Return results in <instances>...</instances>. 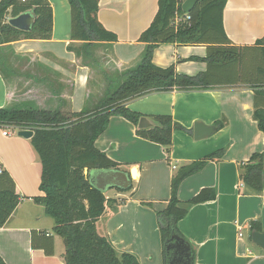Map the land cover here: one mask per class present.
Listing matches in <instances>:
<instances>
[{
  "label": "crops",
  "instance_id": "1",
  "mask_svg": "<svg viewBox=\"0 0 264 264\" xmlns=\"http://www.w3.org/2000/svg\"><path fill=\"white\" fill-rule=\"evenodd\" d=\"M47 2L53 16L51 39L19 40L6 47L11 52L9 65L15 73L20 70L18 76L0 72V108L28 105L64 114L92 113L105 97V77L140 62L145 45L137 41L155 16L158 0H100L98 21L118 41L94 45L88 50L91 59L85 60L83 44L71 41L68 1ZM223 29L234 47H254L264 37V0H227ZM258 52L246 51L247 72L255 74L256 62L261 60ZM206 54V46L161 45L152 63L194 76L206 71L207 65L191 58L203 59ZM246 77L255 79L251 74ZM253 83L150 93L127 102V108L143 116H170L191 131L174 130L167 148L137 136V126L125 119L111 117L95 141V147L118 165L93 177V184L103 189L108 201L96 222L98 235L107 237L118 253L135 255L139 264H162L155 212L167 206L173 178L190 164L225 149L220 160L206 162L199 173L181 182L177 198L187 214L177 229L195 247L193 264H264V252L250 239L251 223L264 233V188L255 195L240 179L250 157L264 153V134L253 119ZM197 121L225 126L215 128L207 139L194 141ZM0 168L11 177L20 196L17 208L0 228L1 259L5 264H64V245L53 232V221L33 200L44 194L39 190L41 166L29 140L4 137L0 132ZM125 185L132 187L129 192L117 190ZM203 189H213L215 199L188 204ZM49 246L52 256L44 254Z\"/></svg>",
  "mask_w": 264,
  "mask_h": 264
},
{
  "label": "trees",
  "instance_id": "2",
  "mask_svg": "<svg viewBox=\"0 0 264 264\" xmlns=\"http://www.w3.org/2000/svg\"><path fill=\"white\" fill-rule=\"evenodd\" d=\"M70 7L71 41L84 46L83 59H91L89 49L96 44L116 43L117 36L107 31L98 21L100 0H67ZM185 0H158V7L150 25L139 36L145 45L140 62L133 68L117 73L108 83L105 97L94 112L64 114L58 110L44 111L28 105L0 108V128L14 126L33 131L29 140L41 166L39 190L43 197L34 198L44 213L53 221V232L64 245V264H139L130 253H118L107 237L99 236L96 222L104 214L108 203L104 191L93 184V177L101 172L116 170L117 164L95 147V141L106 129L111 117H120L137 126L143 116L126 107L127 102L150 93L171 91H206L214 86L251 84L254 88L253 119L264 134V37L251 48L234 47L223 29V11L227 0H199L190 13L184 14ZM23 13L34 17L30 31L22 32L8 24V20ZM177 21H180L176 23ZM53 28L52 10L47 0H0V72L8 73L9 56L6 47L19 40H49ZM161 45L206 46L203 59L191 58L207 65L206 71L194 76L175 72L172 66L160 68L152 63L154 51ZM248 49H258L255 74L246 71ZM245 74V76H244ZM247 74L255 76L246 77ZM248 78V79H247ZM263 80V81H262ZM261 81V82H260ZM249 82V83H248ZM161 128L137 130V136L169 147L172 132L182 130L170 116H155ZM216 122L217 130L224 127ZM225 149H220L194 162L173 178L167 206L155 212L162 246V264L172 263L173 252L168 250L173 235L190 246L194 263L195 247L185 240L177 223L187 211L179 207L177 191L183 180L199 173L206 162L220 160ZM87 170V173H85ZM240 179L247 189L258 195L264 188V153H254L241 168ZM117 188L119 192H129ZM19 194L11 177L0 173V228L5 225L19 204ZM213 189H203L188 204L198 205L213 201ZM256 225L250 224V231ZM52 256V248L44 250ZM0 264H5L0 257Z\"/></svg>",
  "mask_w": 264,
  "mask_h": 264
},
{
  "label": "water",
  "instance_id": "3",
  "mask_svg": "<svg viewBox=\"0 0 264 264\" xmlns=\"http://www.w3.org/2000/svg\"><path fill=\"white\" fill-rule=\"evenodd\" d=\"M199 0H185L181 4V10L184 14H188L194 8L195 4ZM34 22V17L31 13H23L17 17L10 18L8 24L17 30L22 32L30 31ZM155 128H161V124L156 122L150 117L142 116L137 122L138 130H150ZM193 139L194 141H201L209 138L215 133L214 126L204 125L202 122L197 121L193 124ZM18 137L26 140H30L33 136V131L31 130H19L17 133ZM134 170V169H133ZM133 170L132 174L133 175ZM87 173V170H85ZM129 185L120 186L119 188L125 189ZM251 243L260 248L264 252V233L252 230L250 234ZM168 249L173 251L172 263L174 264H191L192 257L190 252V246L185 243L181 238L176 235L171 236L170 244L167 246Z\"/></svg>",
  "mask_w": 264,
  "mask_h": 264
},
{
  "label": "built area",
  "instance_id": "4",
  "mask_svg": "<svg viewBox=\"0 0 264 264\" xmlns=\"http://www.w3.org/2000/svg\"><path fill=\"white\" fill-rule=\"evenodd\" d=\"M21 1H24V0H21ZM178 22H180V21H177L176 23H178ZM1 129H3V131H2V135L4 136V137H9V136H11V132H10V130H15V131H19V130H23V128H19V127H14V126H5V127H1ZM26 130H28V129H26ZM2 172V169L0 168V173ZM239 237H242V233L240 232L239 233Z\"/></svg>",
  "mask_w": 264,
  "mask_h": 264
},
{
  "label": "rangeland",
  "instance_id": "5",
  "mask_svg": "<svg viewBox=\"0 0 264 264\" xmlns=\"http://www.w3.org/2000/svg\"><path fill=\"white\" fill-rule=\"evenodd\" d=\"M86 61H87V60H86ZM84 62H85V61H84ZM12 68H13V66L8 65V68H7V69H8V73H14V74H17L16 76H18V73H19V70H20V69H16L17 72L15 73V72H14L15 70L12 69ZM11 69H12L13 71H12ZM39 72H40V71H38L37 73H39ZM32 74H35L34 71H32ZM20 93H22V92H20ZM2 131H3V129L0 128V132H2ZM10 132H11V136H9V137H17V133H18L17 131H15V130H10ZM49 219H50V218H49ZM48 221H52V220L50 219V220H48ZM242 236H243V235H242ZM58 239H59L60 243H62L60 237H59Z\"/></svg>",
  "mask_w": 264,
  "mask_h": 264
},
{
  "label": "bare ground",
  "instance_id": "6",
  "mask_svg": "<svg viewBox=\"0 0 264 264\" xmlns=\"http://www.w3.org/2000/svg\"><path fill=\"white\" fill-rule=\"evenodd\" d=\"M135 170V169H134ZM134 170H133V177H134Z\"/></svg>",
  "mask_w": 264,
  "mask_h": 264
},
{
  "label": "flooded vegetation",
  "instance_id": "7",
  "mask_svg": "<svg viewBox=\"0 0 264 264\" xmlns=\"http://www.w3.org/2000/svg\"><path fill=\"white\" fill-rule=\"evenodd\" d=\"M168 250L172 251L171 249H168ZM172 252H173V251H172Z\"/></svg>",
  "mask_w": 264,
  "mask_h": 264
}]
</instances>
